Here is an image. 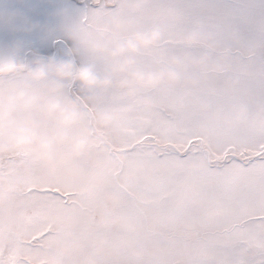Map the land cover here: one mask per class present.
<instances>
[{
    "label": "clouds",
    "instance_id": "obj_1",
    "mask_svg": "<svg viewBox=\"0 0 264 264\" xmlns=\"http://www.w3.org/2000/svg\"><path fill=\"white\" fill-rule=\"evenodd\" d=\"M158 122L160 150L264 143V0H0V264L143 257L109 187ZM52 180L99 196L69 216Z\"/></svg>",
    "mask_w": 264,
    "mask_h": 264
},
{
    "label": "snow or ice",
    "instance_id": "obj_2",
    "mask_svg": "<svg viewBox=\"0 0 264 264\" xmlns=\"http://www.w3.org/2000/svg\"><path fill=\"white\" fill-rule=\"evenodd\" d=\"M175 128L158 122L139 133L149 147L129 142L134 178L109 187L115 212L130 226L133 248L117 264H253L241 250L264 244V143L224 144L196 153L191 143L160 150L158 138ZM44 199L69 216L89 198L73 183L49 181ZM48 228L32 240L42 239Z\"/></svg>",
    "mask_w": 264,
    "mask_h": 264
}]
</instances>
